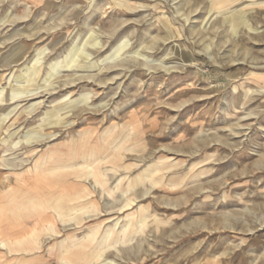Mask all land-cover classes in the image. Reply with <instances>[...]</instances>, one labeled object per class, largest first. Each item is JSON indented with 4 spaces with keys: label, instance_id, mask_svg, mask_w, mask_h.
<instances>
[{
    "label": "rangeland",
    "instance_id": "1",
    "mask_svg": "<svg viewBox=\"0 0 264 264\" xmlns=\"http://www.w3.org/2000/svg\"><path fill=\"white\" fill-rule=\"evenodd\" d=\"M0 264H264V0H0Z\"/></svg>",
    "mask_w": 264,
    "mask_h": 264
},
{
    "label": "bare ground",
    "instance_id": "2",
    "mask_svg": "<svg viewBox=\"0 0 264 264\" xmlns=\"http://www.w3.org/2000/svg\"><path fill=\"white\" fill-rule=\"evenodd\" d=\"M77 147H79V149H81L82 150V155L81 156H83V158L82 159H87V158H89L91 155H93V154H96V153H100V152H102L99 148H95V150H91L90 152L87 150V147H86V145L85 144H79ZM88 151V152H87ZM87 154H89V155H87ZM87 156V157H86ZM47 160V159H46ZM76 162V161H75ZM46 163V162H45ZM77 163V162H76ZM82 163V162H81ZM49 165H51L52 167H58V166H61V165H64V164H61L59 161L58 162H55V159L54 158H52L51 159V162H50V164ZM43 175V174H42ZM65 176V175H64ZM64 176H62V175H58V176H56L55 178H53V180H55L56 181V183H58V182H60V184L62 185L63 183H62V180H60V178H65ZM95 176V175H94ZM44 180V179H43ZM95 181H97L96 179H95ZM62 189L64 190V191H68V189H66V188H64V187H62ZM39 191H42V190H39ZM38 191V192H39ZM65 202V201H64ZM41 207H45V205L43 204ZM13 208H15L14 206H13V203H8V204H6V205H4V206H2V213L3 214H5V213H8L11 209H13ZM43 210H44V208H43ZM43 210L41 211V212H43ZM26 212H27V210H26ZM13 217V216H12ZM11 218V217H10ZM9 218V219H10ZM14 218V217H13ZM20 217L19 216H17L16 217V220L17 219H19ZM8 219V220H9ZM27 224V223H26ZM9 230H11L10 228H9ZM1 235H4V236H7V234L5 235V234H1ZM14 235V234H13ZM3 236V238H5ZM15 236V235H14ZM10 244V243H9ZM8 245V244H7ZM11 247V246H10ZM9 247V248H10ZM74 247V246H73ZM73 251V250H72ZM72 251H69V256L70 255H72L73 254V252Z\"/></svg>",
    "mask_w": 264,
    "mask_h": 264
}]
</instances>
